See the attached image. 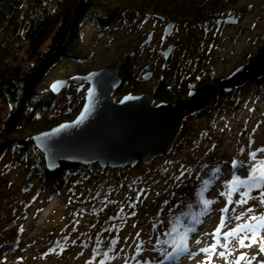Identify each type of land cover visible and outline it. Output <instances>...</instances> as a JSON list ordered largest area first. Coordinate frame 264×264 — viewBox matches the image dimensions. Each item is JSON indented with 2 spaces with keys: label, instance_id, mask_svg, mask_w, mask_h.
I'll return each instance as SVG.
<instances>
[{
  "label": "trees",
  "instance_id": "obj_1",
  "mask_svg": "<svg viewBox=\"0 0 264 264\" xmlns=\"http://www.w3.org/2000/svg\"><path fill=\"white\" fill-rule=\"evenodd\" d=\"M122 1L0 0V101L4 100L9 108L0 126V160L3 154L9 152L11 156H16L12 159L15 166L26 167L28 173L37 175L42 189L49 186L50 197H57L60 202L62 221L57 229L58 235L48 238L49 246L51 250L62 244L67 245L66 248L77 246L88 255L84 261L86 264H100L101 260L104 264L111 262L119 249L124 227H131L132 224L135 248L127 257V264H144L145 261L158 264L161 253L153 246L158 237L162 241L172 239V236L163 235L172 226L170 221L175 222V217L182 213L188 214L187 218L181 216V220L196 230L203 217L213 210L215 202L224 200L227 203L221 193L216 199H208L206 192L218 180L214 170H221L222 164L231 163L233 159L239 160L244 151V148H236L230 159L222 160L213 156L210 146L204 142L213 131L211 109H217L220 96L225 95L219 90L216 102L183 119L175 146L165 158H157L149 164L119 168H102L96 163L86 166L61 163L56 173L44 169L43 155L29 143L30 136L72 119L83 104L82 97L74 95L58 109L55 104L59 97L50 93L48 85L56 79L86 73L84 66L91 62L92 52L80 30L81 25L87 20L99 29V34L103 33L104 26L115 15L112 5ZM216 1L143 0L137 11L140 10L138 13L141 15L152 11L176 20L180 17L200 20L217 14L219 3ZM129 33L117 44L115 57L109 64L118 69L121 78V84L115 91L118 94L146 91L156 103L173 102L185 98L190 89L203 83H218L210 77H202L210 50L206 38L195 36L186 54L190 61L184 64L180 59L172 61L169 58L162 62L165 66L158 72L154 85L146 88L143 75L139 76L135 69L138 58L148 46H142ZM156 55L161 57L157 51ZM202 116L207 117L205 125H199L194 130L185 127L186 119H200ZM209 179L212 183L204 191L203 199L214 203L208 206L205 214H201L203 205L199 202V190L203 187L202 181ZM224 184L220 192L225 191ZM5 190L6 185L0 180V193ZM262 191L264 188L252 190L251 196L257 199H250L248 204L243 205L245 210L251 207L264 213V205L259 200ZM231 199H240V193H234ZM192 216H197L201 222L191 225ZM112 240L117 243L112 245ZM19 241V231L8 233L6 238L0 234V261L5 260L6 254H14ZM138 244L141 249L144 244L151 247L154 258H141ZM160 247L172 251L166 244ZM104 253H107V258ZM183 255L177 254L164 264H170Z\"/></svg>",
  "mask_w": 264,
  "mask_h": 264
},
{
  "label": "rangeland",
  "instance_id": "obj_2",
  "mask_svg": "<svg viewBox=\"0 0 264 264\" xmlns=\"http://www.w3.org/2000/svg\"><path fill=\"white\" fill-rule=\"evenodd\" d=\"M142 1L123 0L112 5L115 15L104 26V31L101 34L92 23L87 20L83 22L80 30L84 34L89 51L92 52L91 62L84 66L85 72L111 68L109 64L115 57L117 44L130 31H134L129 33L134 40L151 49L145 50L144 54L138 58V66L135 69L139 76L144 75L147 71L152 72L149 79H142L146 88L154 85L158 72L165 66L164 61H167L162 58L163 56L158 51L169 45H174L169 58L172 61L180 59L184 64H187L190 59L186 54L191 49L190 45L193 38L195 36L196 38H206L210 58L208 65L203 70L202 77L204 79L210 77V80L219 82L221 78L229 75L239 65L255 56L264 44V0H261L257 6L258 10L253 19H249L246 23L242 22L244 17L249 10L256 8L252 2L245 6L240 5L239 0H218L216 1L219 3L218 12L214 16L202 17L200 20L180 17L176 20L168 16L154 14L152 11H147V14L141 15L138 13L140 10H137ZM169 22L175 23L173 32L168 36H163L164 25ZM242 24L246 28L247 34L243 36L241 41L239 37L243 31ZM148 34H151L150 41L144 43ZM156 51L161 56L160 58L156 55ZM146 66H148V70L144 69ZM63 79L61 78V80ZM50 83L48 88L50 93H53ZM87 87V84L72 85V83H67L59 92L53 93L59 97L55 105L61 109L62 106H65V102L73 98L74 95L82 97L84 102V92ZM113 96L118 100L123 94L115 92ZM3 101H0V126L2 119L7 116L9 110L6 102ZM210 104L213 102L211 101ZM218 106L217 109H211L213 131L204 142L210 146L213 156L218 159L222 158V160L230 159L236 153V148H244L241 159L247 165L249 151H245V148L252 152L257 149L258 145H264V78L247 82L242 87L220 96ZM206 118L202 116L200 119L199 117L186 119L185 127H192L194 130L199 125H205ZM26 135H31V133ZM247 137L252 140L249 139L250 141H248ZM248 142L250 143L249 147ZM15 157L8 152L3 154L0 160V180H3L7 189L0 193V234L6 238L8 233L14 230L19 231L20 241L14 254H6L3 258L5 260L1 259L0 264H86L84 261L88 259V255L86 251H80L77 246L66 248L67 245L62 244L60 247L51 250L48 238L56 237L58 226L62 224L60 221V202L57 197H50L48 185L45 189L41 188L40 180L35 173H28L25 170L26 167L22 169V167L15 166V162L12 160ZM261 157H264V153L261 154ZM221 171L225 176L224 178L222 176L223 179L228 180V177L232 175L230 166L223 165ZM246 171L247 167H242L237 171V174L245 176ZM220 188L222 189L221 184L214 187L208 193L209 197L216 195L217 191L221 190ZM232 208L236 209L235 213L231 211ZM242 209L235 204L233 207H229L227 214L223 215L233 217L242 212ZM220 212V208L216 206L215 210L203 219V225L189 234V251L185 253L184 257L171 264H235L241 254H246V259L241 261V264H248L249 260H251V264H264V253L259 251L260 241L264 240V229H261L257 242L253 243L251 247L241 248L232 237L225 241L223 234H221L219 237L221 243L216 246L214 252L203 253L199 251L200 248L210 247L216 243L211 233L220 223L222 216ZM243 222L231 219L228 226L222 229V233L234 228L237 223ZM132 227L133 224L131 227H124L125 229L120 235V246L116 251V256L107 264H127L129 262L127 257L133 253L135 248ZM206 233L209 235H205ZM247 235L250 236L251 234ZM197 240L201 242L197 244ZM224 243H228L227 248L222 246ZM250 243H252L251 239L245 240L246 245ZM220 252H224L225 255L221 257ZM144 256L149 258L155 256L152 248L145 244L140 252V257Z\"/></svg>",
  "mask_w": 264,
  "mask_h": 264
},
{
  "label": "water",
  "instance_id": "obj_3",
  "mask_svg": "<svg viewBox=\"0 0 264 264\" xmlns=\"http://www.w3.org/2000/svg\"><path fill=\"white\" fill-rule=\"evenodd\" d=\"M161 17V16H160ZM163 19V17H161ZM173 22L164 25L163 36L173 32ZM151 34L147 35V43ZM174 45L159 50L168 60ZM146 66L144 69H147ZM147 71L143 78L149 79ZM264 78V44L255 56L235 68L217 84L206 82L190 89L185 98L154 104L150 94L128 93L118 100L114 93L121 84L117 68H101L51 84L57 93L67 83L87 84L84 102L75 116L57 125L34 133L29 142L43 155L44 169L54 173L61 163L88 165L97 163L102 168H119L149 164L157 157L165 158L172 151L183 119L194 116L217 100L219 90L229 93L247 82ZM53 85L58 87L54 90ZM95 88L91 111L85 113L89 88ZM26 189V188H24Z\"/></svg>",
  "mask_w": 264,
  "mask_h": 264
},
{
  "label": "snow or ice",
  "instance_id": "obj_4",
  "mask_svg": "<svg viewBox=\"0 0 264 264\" xmlns=\"http://www.w3.org/2000/svg\"><path fill=\"white\" fill-rule=\"evenodd\" d=\"M58 86L53 85V89L55 90ZM95 96V88H89L87 90L86 95V105L84 112L81 114V118L79 122H82L85 118V113L91 111L92 101ZM258 153H264V148L257 149L256 151L249 152V161L247 165L244 162L233 159L231 162L232 168V176L231 179L226 181L224 184L225 191L221 192L222 196L226 198V206L221 209V219L219 225L216 227L215 231L211 233L213 238L216 240V243L211 245L210 247L200 248L199 251L203 253H212L215 251L216 246L220 245L219 237L223 234L224 240L227 241L229 237H232L236 244L239 247H251L253 243L257 242V237L260 236L261 229H264V213L257 216L255 214L249 215L253 213V209L251 207L247 208L246 211L240 212L238 215H234L233 217H227L226 215L229 212V205L235 203L236 205H246L248 204L250 199H257L256 197L251 196V192L253 189H262L264 188V158L258 159ZM248 168V174L245 177H241L237 174V171L242 168ZM220 169L217 168L214 170L215 179H219L218 173ZM212 180L202 181L203 187L199 190L200 203H202L203 208L201 214H205L207 212L208 206H210L214 201H210L207 199H203L204 191L210 186ZM243 189V191H240ZM240 193V199L233 201L231 199L234 193ZM260 203L264 205V191L260 193L259 197ZM231 211L233 213L236 212L235 208H232ZM188 214L182 213L181 216H185L187 218ZM181 216L175 217V222H171L172 226L168 231H166L163 235L165 237L172 236L171 240H160L158 237L156 240V244L153 246L155 251L161 253V259L158 261V264H164L165 261L174 259L177 254L187 253L188 249V238L189 234L195 231L194 226H186L184 222L181 220ZM231 219L235 221H244L243 223H237L234 228H231L229 231L223 232L222 229L228 226V223ZM201 221L197 216H192L190 219V224L195 225L200 223ZM175 234V235H173ZM245 234V235H241ZM247 234H251L250 236ZM139 235V233H137ZM209 235V234H205ZM239 237V239H236ZM251 239L252 243L245 244V240ZM201 241L197 240L196 243L199 244ZM117 243L116 240H112L111 244L115 245ZM166 244L171 247L172 251H168L166 247H160V245ZM224 248L228 247V243H224L222 245ZM137 249L141 250L140 244L137 245ZM260 253H264V240L260 241ZM195 255V254H193ZM219 255L223 257L224 252H220ZM104 256L107 258V253H104ZM114 259V257L112 258ZM246 259V254H241L238 259L235 261V264H241V261ZM255 259V257H253ZM100 264H104V261L101 260ZM139 264V262H138ZM144 264H149L148 261H145ZM248 264H251V260L248 261Z\"/></svg>",
  "mask_w": 264,
  "mask_h": 264
},
{
  "label": "bare ground",
  "instance_id": "obj_5",
  "mask_svg": "<svg viewBox=\"0 0 264 264\" xmlns=\"http://www.w3.org/2000/svg\"><path fill=\"white\" fill-rule=\"evenodd\" d=\"M252 2V4L253 5H256V8L255 9H253V10H249V12L247 13V15L244 17V19H243V21L242 22H247L249 19H253V17L256 15V12H257V10H258V5H259V3L261 2V0H239V4L240 5H248L249 3H251ZM243 25V24H242ZM246 34H247V30H246V28L244 27V25H243V31L241 32V35H240V37H239V40H243L242 38H243V36H246Z\"/></svg>",
  "mask_w": 264,
  "mask_h": 264
}]
</instances>
